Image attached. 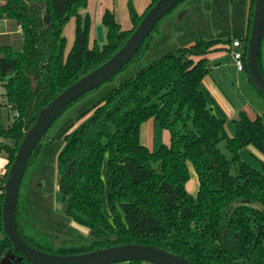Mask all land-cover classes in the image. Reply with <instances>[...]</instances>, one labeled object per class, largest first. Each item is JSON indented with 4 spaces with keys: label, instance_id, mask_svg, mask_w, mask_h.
Masks as SVG:
<instances>
[{
    "label": "trees",
    "instance_id": "16d2710c",
    "mask_svg": "<svg viewBox=\"0 0 264 264\" xmlns=\"http://www.w3.org/2000/svg\"><path fill=\"white\" fill-rule=\"evenodd\" d=\"M156 2L142 14L130 3V28L107 9L108 41L90 48L91 17L81 12L88 0H0V19L15 21L23 37L20 50L0 45V82L11 104L0 119V153L8 159L0 175V261L8 252L19 254L5 232L2 205L25 131L61 91L108 60ZM254 6L255 0L180 1L126 65L63 110L33 151L21 183L16 217L27 243L62 255L142 243L194 264H264V161L258 169L240 155L250 145L264 153V94L246 58ZM74 17L76 39L65 55L64 28ZM235 39L244 44L239 73L257 114L241 110L230 135L200 85L210 68L207 54ZM261 54L260 46L264 75ZM151 117L170 131V143L154 151L140 140L141 125ZM189 163L199 179L196 195L186 188ZM22 264L34 263L23 258Z\"/></svg>",
    "mask_w": 264,
    "mask_h": 264
},
{
    "label": "water",
    "instance_id": "95a60500",
    "mask_svg": "<svg viewBox=\"0 0 264 264\" xmlns=\"http://www.w3.org/2000/svg\"><path fill=\"white\" fill-rule=\"evenodd\" d=\"M180 1L182 0H157L126 42L108 60L66 87L38 112L36 119L22 137L5 182L3 224L7 236L19 254L8 252L0 264H22L23 258L34 264H114L131 260L157 264H194L183 256L142 243L119 244L75 254L46 252L31 246L22 238L16 217L20 187L29 159L53 122L74 100L110 79L126 65L161 18ZM263 36L264 0H255L251 33L247 43V70L253 83L264 94V75L258 63ZM231 57V54L227 53L212 60L210 64L217 66L229 61Z\"/></svg>",
    "mask_w": 264,
    "mask_h": 264
},
{
    "label": "rangeland",
    "instance_id": "374dc122",
    "mask_svg": "<svg viewBox=\"0 0 264 264\" xmlns=\"http://www.w3.org/2000/svg\"><path fill=\"white\" fill-rule=\"evenodd\" d=\"M151 0H88V4L85 8L81 10L82 14H89L91 17V33L92 38H96V42L102 46L105 44L107 40V27L102 23V16L103 13L111 8L116 11V19L123 25L124 28H128L131 26V18H130V3L133 4L136 11L139 14H142L146 10V6H148V3ZM143 11V12H142ZM142 12V13H140ZM2 21V19H0ZM1 24V23H0ZM76 28H77V19L74 17L70 19V21L67 23V25L64 28L63 33V51L64 54L67 55L76 39ZM178 34L176 33L175 36ZM175 36L173 39H175ZM93 42L89 44L90 48L93 46ZM13 47L17 50L22 49L23 44V37L22 34H16L13 35V39L11 41ZM234 48L232 45H228V48L225 49H219L212 51L211 55L216 54H223L224 52H230ZM261 61L262 65L264 66V38L262 40L261 45ZM223 64H228V62H224ZM238 83V91L236 93H233L234 96L232 98L236 101H244L252 105L249 98L245 95V91H247V87L245 86V83L242 81V83ZM250 90V89H249ZM5 92V88L0 82V96L3 95L1 93ZM0 97V98H1ZM252 100L257 102V99L255 96L252 95ZM240 103V102H239ZM238 103V104H239ZM254 106V104H253ZM252 106V107H253ZM254 112L256 113L257 110L255 107H253ZM5 110V108L3 109ZM242 110V109H241ZM240 112V111H239ZM238 112V114H239ZM89 115L83 117L73 127V129L79 127L81 124L85 123L88 119ZM229 122L227 124L228 131L230 135H233L235 133V123L232 118H229ZM4 139V138H3ZM140 140L141 143L146 145L151 151H154L158 149L162 144H169L170 143V131L164 127L161 126V124L154 118L151 117L148 120L144 121L141 125L140 129ZM253 147V146H252ZM240 155L243 160H245L247 163H249L251 166L261 169L262 168V161H264V153L260 152L256 148H251L250 146H246L240 150ZM190 168V178L186 183L187 190L192 193L193 195H196L199 189V179L196 171L194 170L191 163H189ZM58 180V175L56 176V182ZM55 202H56V208L57 210L61 209L62 206V194L59 191H56L55 193ZM72 224L77 227L80 231L85 233L87 236L91 237L92 234L90 232V229L87 227H84L82 225H79L76 222H72Z\"/></svg>",
    "mask_w": 264,
    "mask_h": 264
},
{
    "label": "crops",
    "instance_id": "0c3cea01",
    "mask_svg": "<svg viewBox=\"0 0 264 264\" xmlns=\"http://www.w3.org/2000/svg\"><path fill=\"white\" fill-rule=\"evenodd\" d=\"M150 2L148 3V5L150 4ZM109 9L113 11L116 16V11L111 8ZM0 23V45H12L11 41L13 39V35L22 34L21 27L11 19H2ZM213 32L214 34L217 33L215 31ZM92 41L95 42L96 38H92V33L90 30L89 44L92 43ZM227 53L229 52L211 55L212 53L210 52L207 54V57L211 62L212 60L224 56ZM227 62L228 64H219L217 66H211L210 64L209 72L203 78L200 87L205 92L207 104L212 109V111L216 115L226 119V128L228 130L227 124L230 121L229 118H236L238 116V112L241 111V109L245 111L251 118H254L257 112H254V106L253 104L251 105L249 101H236L232 98V96H234L233 93H236L238 91V83L239 81H241L240 83H242L243 77L239 73L241 71H237L232 59ZM4 93H1L3 95L2 97L0 96V119L2 118L1 109H3L5 106H11ZM1 141H4V139L0 136V142ZM250 147L253 148L251 145ZM7 164V157L3 153H0V175L4 174L7 171Z\"/></svg>",
    "mask_w": 264,
    "mask_h": 264
},
{
    "label": "built area",
    "instance_id": "2783aa9c",
    "mask_svg": "<svg viewBox=\"0 0 264 264\" xmlns=\"http://www.w3.org/2000/svg\"><path fill=\"white\" fill-rule=\"evenodd\" d=\"M231 45L234 48L232 51L229 52L232 56L231 59L234 61V65L237 71H242L244 69V61H243L244 44L239 39H235L232 41Z\"/></svg>",
    "mask_w": 264,
    "mask_h": 264
}]
</instances>
